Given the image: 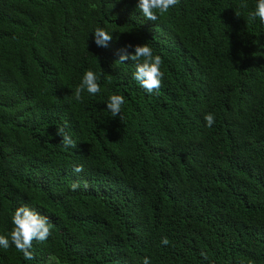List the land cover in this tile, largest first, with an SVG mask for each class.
Masks as SVG:
<instances>
[{
    "label": "trees",
    "instance_id": "trees-1",
    "mask_svg": "<svg viewBox=\"0 0 264 264\" xmlns=\"http://www.w3.org/2000/svg\"><path fill=\"white\" fill-rule=\"evenodd\" d=\"M256 3L180 0L152 21L138 0H0V235L22 205L54 225L33 241L34 259L12 245L0 264H264ZM97 27L112 35L107 47ZM144 43L163 60L158 94L133 79L135 62H116ZM88 70L101 92L77 102ZM113 94L125 98L122 119L107 110Z\"/></svg>",
    "mask_w": 264,
    "mask_h": 264
},
{
    "label": "clouds",
    "instance_id": "clouds-1",
    "mask_svg": "<svg viewBox=\"0 0 264 264\" xmlns=\"http://www.w3.org/2000/svg\"><path fill=\"white\" fill-rule=\"evenodd\" d=\"M180 3V0H138L137 8L142 15L149 20L158 21L160 16L168 13L170 8H174ZM241 7H247V4H242ZM238 16V15H237ZM259 18L264 22V0H257L254 11L249 12L248 19L255 22ZM94 41L98 47H107L109 41L113 39L112 35L102 27H97L93 32ZM127 47H133L129 45ZM131 59L135 62V71L133 79L145 89L149 94H158L162 84L164 72L161 70L163 64L162 57L154 54L152 47L144 43L142 45L134 46V53L130 54L122 51L118 63H124L126 60ZM99 76L92 70L84 73L83 78L78 86H76L72 93L73 99L77 102L83 101V93L86 91L90 95H97L101 92V85L98 82ZM125 103V98L122 95H111L108 99L107 110L111 113L112 117L119 116L122 119L121 110ZM206 126L211 128L215 124V115L207 113L204 116ZM56 135L62 137L60 143L65 148L75 149L77 147L69 133L65 131L64 127L57 128ZM83 166L77 165L73 168L75 173L83 172ZM80 187L79 182H73L71 189L75 191ZM87 188V183L84 184ZM12 223L14 227L7 235H0V247L7 250L12 245L16 250L23 253L25 260H32L35 258L33 251V241L43 243L48 240L52 235L54 225L50 222L47 216L41 215L35 209L28 205L17 207L12 215ZM170 243L167 237L161 239V244L167 246ZM204 259H208L205 252H201ZM49 264H61L57 256H52L49 259ZM141 264H151L149 257H144Z\"/></svg>",
    "mask_w": 264,
    "mask_h": 264
}]
</instances>
